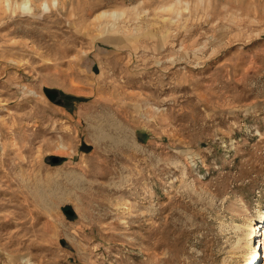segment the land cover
I'll return each mask as SVG.
<instances>
[{
	"label": "rangeland",
	"instance_id": "obj_1",
	"mask_svg": "<svg viewBox=\"0 0 264 264\" xmlns=\"http://www.w3.org/2000/svg\"><path fill=\"white\" fill-rule=\"evenodd\" d=\"M258 222L264 0H0V264H264Z\"/></svg>",
	"mask_w": 264,
	"mask_h": 264
},
{
	"label": "bare ground",
	"instance_id": "obj_2",
	"mask_svg": "<svg viewBox=\"0 0 264 264\" xmlns=\"http://www.w3.org/2000/svg\"><path fill=\"white\" fill-rule=\"evenodd\" d=\"M12 2V1H10ZM24 4L25 1L23 2ZM262 222H258L256 223L255 226H257L256 229H252V231H254V233L256 232V241L252 244H250V254H251V257L253 258V261L256 260V259H264V247H263V242H262V239L261 237L263 238L264 237V224H261ZM255 236V234H254ZM252 238V236H251ZM254 241V240H253ZM249 264H252L249 263Z\"/></svg>",
	"mask_w": 264,
	"mask_h": 264
},
{
	"label": "trees",
	"instance_id": "obj_3",
	"mask_svg": "<svg viewBox=\"0 0 264 264\" xmlns=\"http://www.w3.org/2000/svg\"><path fill=\"white\" fill-rule=\"evenodd\" d=\"M46 92L49 93V94H52V95L60 94L58 91H55V90H46ZM66 98H68V99H70L72 101H78V102H80L82 100L81 98H76V97H71V96L70 97H66Z\"/></svg>",
	"mask_w": 264,
	"mask_h": 264
},
{
	"label": "water",
	"instance_id": "obj_4",
	"mask_svg": "<svg viewBox=\"0 0 264 264\" xmlns=\"http://www.w3.org/2000/svg\"><path fill=\"white\" fill-rule=\"evenodd\" d=\"M63 211H64L65 215L68 217H73V215H74L73 210H71L70 208H68V209L65 208Z\"/></svg>",
	"mask_w": 264,
	"mask_h": 264
}]
</instances>
